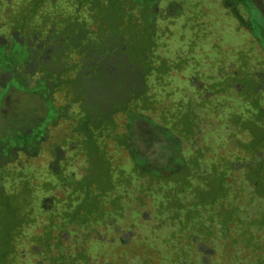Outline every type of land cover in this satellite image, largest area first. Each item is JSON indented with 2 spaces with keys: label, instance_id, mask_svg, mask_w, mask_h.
Returning a JSON list of instances; mask_svg holds the SVG:
<instances>
[{
  "label": "rangeland",
  "instance_id": "1",
  "mask_svg": "<svg viewBox=\"0 0 264 264\" xmlns=\"http://www.w3.org/2000/svg\"><path fill=\"white\" fill-rule=\"evenodd\" d=\"M36 2L0 0V191L21 202L28 184L35 199L22 236L15 218H5L7 264H233L234 254L264 264L259 225L245 234L250 244L235 239L238 231L212 243L186 232L170 246L187 248L173 263L158 249L188 214L182 184L191 178L185 191L197 193L211 172L206 163L219 171L228 165L242 215L251 224L262 216L246 182L253 172L235 159L250 135L233 115L220 116L218 98L228 100L227 110L232 95L264 105V0H120L118 34L110 31L109 0ZM146 31L153 42L135 64L125 53L128 36ZM255 86L263 91L255 94ZM110 170L124 183L134 172L137 183L115 192ZM82 181L84 193L92 191L83 215L95 225L69 222L64 232ZM145 182L153 187L142 193ZM52 224L46 249L37 238L48 239Z\"/></svg>",
  "mask_w": 264,
  "mask_h": 264
},
{
  "label": "trees",
  "instance_id": "2",
  "mask_svg": "<svg viewBox=\"0 0 264 264\" xmlns=\"http://www.w3.org/2000/svg\"><path fill=\"white\" fill-rule=\"evenodd\" d=\"M40 1L41 0H37L36 5H39ZM88 2L89 0H79V3L82 7ZM109 3H110L109 9L111 11L110 17L113 18L112 21L114 22L112 23V21L109 20V18L107 17V19L111 21L110 31L112 33H117V34L121 33L119 30V28L121 27L120 26L121 22L119 21L118 16L123 13V10L120 8L121 7L120 0H109ZM149 34H150L149 31L143 32L141 36H137L135 35V33L129 34L128 36L129 47H127L126 49L127 51L125 53L131 59L130 61L133 60V63L135 64L137 63L136 60L140 59L139 58L140 55H142V59L144 57L146 61L148 56L147 48L151 46L153 42L152 35L150 36ZM135 42L137 43L140 42L141 44L139 45L140 46L143 45V47H141L142 49L134 50L133 49L134 47L132 48L131 46H134L133 44H135ZM117 51L118 49H112V51L106 49L105 53H110V52L117 53ZM144 62L142 61L141 63ZM244 63H246V61H244ZM149 70L152 71L153 69L150 68ZM263 73L264 72H262V74ZM261 91L263 90L260 87L258 88V86H255V90H254L255 94L260 93ZM221 95L222 93L220 94V98H218L220 99L219 104L222 103L224 105V108L222 109L221 107H219L222 109L223 112V114H220V116H222L224 120H227L233 115L236 123L240 124V126L242 123L243 127H246L244 130H246L250 135V138H248L250 142L244 143L245 146L239 144L240 148L243 149V151H245L246 153L241 154L239 158L235 157V159H238V162L242 163L243 169H247L248 171L253 172L249 176V178H247L246 182H250L252 185L253 188V191H251L253 192L252 202L260 205L261 209L263 210L262 216L261 218H259V220L254 221L253 224H251V221L247 220V218L242 215L243 210L236 205L237 200L239 199L240 196L238 194H234L231 188L232 187L231 183L228 181L230 178V170L228 169V165L227 167H223V170L219 171L217 169L216 163L213 164L206 163L207 168L209 169L211 168L210 170L211 172L205 173L203 175V187L198 189L197 193L193 194L194 191L192 193L190 191V194H187V192L185 191L188 186L193 187V185L191 186L192 183L191 178H187V180L182 184L179 194L181 195L182 199L185 200V204L183 205L185 206L186 203H188V206L186 208L188 210V214L186 215L185 213L180 218L177 225H175L174 227L170 226L173 231H171L168 236L167 234L164 236L165 239L163 240L162 245L159 246L158 248L160 249L163 255H165L167 258H171L172 263L175 261V259H173V256L175 258L178 255V257L182 258V256L185 253H187L186 247L183 248L185 251H177V249L172 250L170 247V246H176L175 244L177 243V241L183 235H185L186 232H190L189 234H192V236L201 235L203 236V241L212 243L220 240L229 241L230 238L233 237V233L238 231L240 234H238V237H236L235 239L236 240L239 239L241 241H247L248 244H250L253 243L254 237L250 236L248 240H243L245 239V234L252 235V231L249 232V230L251 229L250 227L252 226L254 227L257 225L264 227V155L262 154L260 155V153L264 151V105L256 106L254 99L253 101H251L252 100L251 98H248L244 95L239 98H235L236 100L234 102L231 101L232 99H234V95L231 94L233 97L230 96L228 97L231 98V100H230L229 109L227 110V106L229 105L227 104L228 100L227 101L222 100ZM223 96L226 97L227 96L226 93H224ZM235 113L239 115L238 118L235 117L236 116ZM244 116H246V118ZM98 123L99 122H96L95 124L99 125ZM250 124H253L255 126V130H252V126L249 127ZM241 131L243 130H240V132ZM221 136H225V135L224 134L220 135V137L217 139L218 143L224 142L226 139V136L225 138H222ZM203 167H204V161H203ZM109 172L110 173H109L108 184L111 185L112 187L113 186L115 187L114 188L115 192L116 191L123 192L125 189H129L131 186L137 183L136 180L137 178H134L135 175H133L134 172L131 171L125 172L128 174V176L129 175L132 176L130 180L127 179L126 183L122 181L118 182L117 178L112 174V171L110 170ZM127 174H124V176L127 177ZM23 176L24 175H21V177ZM79 185H81L79 189H81L80 191L82 196L80 197L78 196L77 199L76 198L73 199L74 201H78V205L76 206V208L72 206L71 207L72 209L66 210L64 212L66 216L65 218H63V222L60 227L61 229H63L64 232H67V229H65V227L69 222L76 223L77 226L80 227H86L87 225L91 226L94 224V222H96V221H92L90 216L87 217L83 215L86 208L85 203H87L88 200L92 199V195H91L92 191L90 190V192L84 193V186H82L83 181L80 182ZM91 185L92 184H90V187ZM149 185L150 186L148 188V184L145 182L142 193L148 190H152L153 185L150 183ZM27 188H31V187H29L28 184H25V190L23 191V193L25 194L24 195L25 198L24 201L21 202L19 201V198H13L6 193H5L6 196L2 198L3 192L0 191V196H1L0 197V231L3 233L2 239L0 240V254H1L0 264H7V257L9 256V251L11 247L10 246L11 239L9 234H11L12 230L11 228L10 229L8 228L6 232L3 231L9 225L5 223V221H7L5 218L6 217L15 218V220L13 219L14 221L13 230L22 236L23 235L22 233L24 232L22 228L23 224L25 223L24 219L32 215L30 213L31 211H28L29 210L28 207L34 203L35 199L33 198L32 192L30 190L27 191ZM161 188L164 190V187ZM118 195L121 194L118 193ZM114 197L115 196H113V198ZM118 197L115 198L117 200H120V198ZM193 198L197 199L196 201L200 200V202L194 201ZM101 199L104 198L102 197ZM221 205L224 206V209L222 210L218 208ZM82 215H83V219H81ZM104 217L105 216H103V218ZM100 218L98 219L99 220L103 219ZM56 226H57L56 224H52L48 226V230H49L47 234L48 239L44 240L42 237L37 238L38 242L42 243V246L46 249L51 248L50 236H52V231L56 228ZM234 256L235 257L233 258V264H239V263L243 264L242 259H237L235 254ZM162 259H164V257ZM73 261H75V259H73ZM83 261L84 260L78 261L76 259V261L71 262V264H76V263L84 264ZM54 264H65V263H61L59 260H55ZM208 264H213V263L210 262Z\"/></svg>",
  "mask_w": 264,
  "mask_h": 264
}]
</instances>
